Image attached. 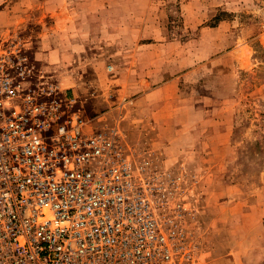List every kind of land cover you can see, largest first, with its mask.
Instances as JSON below:
<instances>
[{
    "label": "rangeland",
    "instance_id": "obj_1",
    "mask_svg": "<svg viewBox=\"0 0 264 264\" xmlns=\"http://www.w3.org/2000/svg\"><path fill=\"white\" fill-rule=\"evenodd\" d=\"M36 1L0 0V32L27 36L89 131L118 126L177 179L183 264H264V0ZM50 5L73 27L89 16L87 40L55 66ZM131 42L132 67L114 50Z\"/></svg>",
    "mask_w": 264,
    "mask_h": 264
},
{
    "label": "built area",
    "instance_id": "obj_2",
    "mask_svg": "<svg viewBox=\"0 0 264 264\" xmlns=\"http://www.w3.org/2000/svg\"><path fill=\"white\" fill-rule=\"evenodd\" d=\"M30 46L0 32V264H183L177 179L89 131Z\"/></svg>",
    "mask_w": 264,
    "mask_h": 264
},
{
    "label": "crops",
    "instance_id": "obj_3",
    "mask_svg": "<svg viewBox=\"0 0 264 264\" xmlns=\"http://www.w3.org/2000/svg\"><path fill=\"white\" fill-rule=\"evenodd\" d=\"M11 0H5V2L8 4L6 6L7 10L9 8ZM34 2H37L36 0H33ZM52 2V0H51ZM55 10V12L53 11ZM50 11H51V17L55 21V25H52L49 28V31H51V38L49 40L50 43V49L48 55H46L48 58L46 62L50 66H55L58 63H60L63 59V57H69V54L65 51H75L77 49H80L79 46H75L77 41L85 38L84 40H87L88 35L87 31L85 30L84 25L89 23V16L85 17H79L78 20L76 19V23H78L79 27H73V17L69 14H66L63 16L62 12L58 13V9L56 6L50 5ZM10 12H6L5 14H9ZM4 14V11L3 13ZM45 14V12H43ZM10 15V14H9ZM81 21H80V20ZM63 30L65 33H62ZM62 31V32H61ZM73 31V32H71ZM76 34V35H75ZM80 34L81 39L77 37V35ZM79 36V35H78ZM65 39V40H63ZM82 41V40H81ZM82 44L78 43L77 45ZM137 48V45L134 46L133 42L131 43H119L118 45L114 46L115 51L122 52V54H128L129 58V66H133V50ZM42 55V53H40Z\"/></svg>",
    "mask_w": 264,
    "mask_h": 264
}]
</instances>
